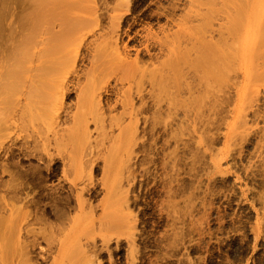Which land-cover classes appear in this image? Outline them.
<instances>
[{"label": "rangeland", "instance_id": "obj_1", "mask_svg": "<svg viewBox=\"0 0 264 264\" xmlns=\"http://www.w3.org/2000/svg\"><path fill=\"white\" fill-rule=\"evenodd\" d=\"M71 1L98 9L82 13L83 22H97L98 33L100 2L111 6L114 0ZM178 2L177 13L183 14L186 0ZM128 3L136 6L127 14L129 21L135 18L132 31L157 30L164 23L154 14L156 0ZM40 39L36 35L27 46L28 66ZM129 46L133 56L138 44ZM78 54L80 75L91 63L85 47ZM75 73L63 97L66 109L57 119L56 129L65 138L60 146L33 142L29 134L43 125L36 127L23 112L8 126L0 114V244L7 237L14 250L7 257L0 250L1 264H6L2 259L7 264H264V81L247 87L240 121L233 119L232 87L229 99L197 132L182 113L150 104L136 116L130 145L120 148L113 144L117 129L96 137L100 130L89 116L86 137L92 145L98 139L102 151L83 157L75 171L80 177L73 180L68 129L78 91ZM56 205L63 216H57ZM68 233L72 238L61 254L58 241Z\"/></svg>", "mask_w": 264, "mask_h": 264}, {"label": "bare ground", "instance_id": "obj_2", "mask_svg": "<svg viewBox=\"0 0 264 264\" xmlns=\"http://www.w3.org/2000/svg\"><path fill=\"white\" fill-rule=\"evenodd\" d=\"M128 1L114 0L111 6L100 2L97 33V22L82 21V13H95L96 7L85 8L71 0H0L1 121L8 126L23 112L36 127L43 125L29 134L33 142L60 146L65 138L56 129L57 119L66 109L63 97L69 94L70 74L76 72L78 91L74 89L77 93L68 129L74 153L68 169L74 172L73 180L80 177L75 171L82 158L102 151L97 149L98 139L92 145L86 137L84 124L89 116L100 130L96 137H101L104 129H117L113 144L120 148L130 145L138 129L136 116L150 104L182 113L197 132L229 99L232 87L236 89L233 119H241L247 87L264 81V0H186L183 14L177 13L180 0H156L154 14L164 23L157 30L143 27L134 31L135 18L129 21L127 14L136 6ZM105 13L107 23L102 25ZM36 35L41 36L39 49L28 66L27 46ZM132 41L138 44L133 56ZM81 47L90 55L91 68L79 75L75 63ZM30 70H34L32 75ZM96 74L100 91L95 89ZM118 107L120 111L114 113ZM126 119L129 123L123 124ZM234 125H229V131ZM54 209L58 217L64 215L61 206ZM71 238L68 233L58 241L61 254ZM11 242L5 237L0 244L2 255L14 251Z\"/></svg>", "mask_w": 264, "mask_h": 264}]
</instances>
